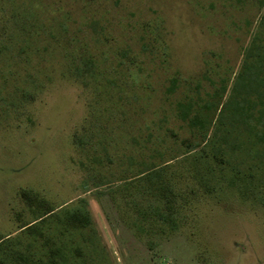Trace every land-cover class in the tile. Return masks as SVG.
Masks as SVG:
<instances>
[{
    "label": "rangeland",
    "instance_id": "rangeland-1",
    "mask_svg": "<svg viewBox=\"0 0 264 264\" xmlns=\"http://www.w3.org/2000/svg\"><path fill=\"white\" fill-rule=\"evenodd\" d=\"M263 16L264 0H0V264L58 247L59 264H264V144L217 130L234 93L257 101L236 80Z\"/></svg>",
    "mask_w": 264,
    "mask_h": 264
},
{
    "label": "trees",
    "instance_id": "trees-1",
    "mask_svg": "<svg viewBox=\"0 0 264 264\" xmlns=\"http://www.w3.org/2000/svg\"><path fill=\"white\" fill-rule=\"evenodd\" d=\"M257 32L258 33L253 37L250 46L245 51L246 54L243 61V67L238 73L236 80L237 86L245 88L246 92L249 89H254L257 93V101L253 100L254 103H252V100H249L241 93H234L228 103L225 104V121H219L217 124V130L220 131L225 125L226 134L229 130L227 127V120L228 123L230 122L231 126L238 127L240 133L246 131V133L248 132L251 136H256L259 143L264 144V16ZM237 86L235 85L234 92H236ZM198 120L203 121L201 118H198ZM201 127H204L203 124ZM207 137L206 134L205 139ZM166 165L168 164L165 163L163 168H157L156 166L149 168L140 172L138 176L144 177L149 173L158 175L161 170L165 169ZM166 189H170L167 182H162L161 180L158 182L156 181V178H154L151 190L154 191L157 197H159V195H161ZM53 210L54 209H51V213L49 212L50 214L46 217L44 216L47 214L38 217L36 220H40L36 222V225L44 222L47 217L53 216L55 214ZM75 216H77L75 219L80 225H82V219L84 220L83 227H85L86 222H89L90 224L92 222L86 213L79 212V214H76L73 217ZM69 218H71V216ZM69 220L71 224H73L72 219ZM51 255L53 256L51 263H65L67 260V255L61 247L51 251ZM44 260L43 257L39 258L37 260L38 264H46Z\"/></svg>",
    "mask_w": 264,
    "mask_h": 264
}]
</instances>
